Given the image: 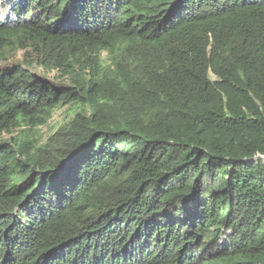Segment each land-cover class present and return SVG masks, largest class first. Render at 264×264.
Returning <instances> with one entry per match:
<instances>
[{"label":"trees","instance_id":"1","mask_svg":"<svg viewBox=\"0 0 264 264\" xmlns=\"http://www.w3.org/2000/svg\"><path fill=\"white\" fill-rule=\"evenodd\" d=\"M0 264H264V0H0Z\"/></svg>","mask_w":264,"mask_h":264},{"label":"rangeland","instance_id":"2","mask_svg":"<svg viewBox=\"0 0 264 264\" xmlns=\"http://www.w3.org/2000/svg\"><path fill=\"white\" fill-rule=\"evenodd\" d=\"M64 114H65L64 110H60L59 112H57L54 115V119L52 123H60L63 120ZM44 130L50 131L47 127H44Z\"/></svg>","mask_w":264,"mask_h":264}]
</instances>
